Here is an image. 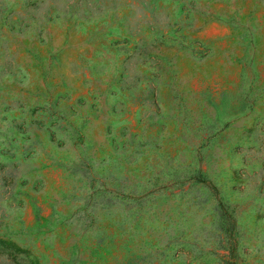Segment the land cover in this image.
Returning <instances> with one entry per match:
<instances>
[{
    "label": "rangeland",
    "instance_id": "obj_1",
    "mask_svg": "<svg viewBox=\"0 0 264 264\" xmlns=\"http://www.w3.org/2000/svg\"><path fill=\"white\" fill-rule=\"evenodd\" d=\"M0 264H264V0H0Z\"/></svg>",
    "mask_w": 264,
    "mask_h": 264
},
{
    "label": "trees",
    "instance_id": "obj_2",
    "mask_svg": "<svg viewBox=\"0 0 264 264\" xmlns=\"http://www.w3.org/2000/svg\"><path fill=\"white\" fill-rule=\"evenodd\" d=\"M200 180H202V181H204V182H207V183L209 184V182H208L207 179L202 178V179H200ZM209 186L212 187L210 184H209ZM219 204H220V208H221L222 212H223L224 214L228 215V213H227L226 209L224 208V206L222 205V203H219ZM230 229H231V228H230Z\"/></svg>",
    "mask_w": 264,
    "mask_h": 264
}]
</instances>
